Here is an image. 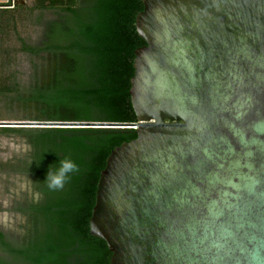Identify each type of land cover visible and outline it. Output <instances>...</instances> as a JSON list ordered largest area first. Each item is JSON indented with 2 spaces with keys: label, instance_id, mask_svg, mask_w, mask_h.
Here are the masks:
<instances>
[{
  "label": "water",
  "instance_id": "water-1",
  "mask_svg": "<svg viewBox=\"0 0 264 264\" xmlns=\"http://www.w3.org/2000/svg\"><path fill=\"white\" fill-rule=\"evenodd\" d=\"M12 4H23L11 0ZM132 127L96 184L108 264H264V0H141Z\"/></svg>",
  "mask_w": 264,
  "mask_h": 264
},
{
  "label": "trees",
  "instance_id": "trees-1",
  "mask_svg": "<svg viewBox=\"0 0 264 264\" xmlns=\"http://www.w3.org/2000/svg\"><path fill=\"white\" fill-rule=\"evenodd\" d=\"M141 10V0H32L29 24H41L44 12L57 17L43 22L41 39L30 43L18 29L20 11L15 17L0 4V120L135 123L129 90L134 50L144 44L134 25ZM0 133L30 146L0 168L28 176L41 194L38 202L29 199L23 236L0 231V264H108L111 253L90 234L88 219L107 156L133 139L135 128L0 127ZM65 158L79 171L62 189L49 190L48 166Z\"/></svg>",
  "mask_w": 264,
  "mask_h": 264
},
{
  "label": "rangeland",
  "instance_id": "rangeland-1",
  "mask_svg": "<svg viewBox=\"0 0 264 264\" xmlns=\"http://www.w3.org/2000/svg\"><path fill=\"white\" fill-rule=\"evenodd\" d=\"M26 4L25 8H22V10H16L15 17L18 16V12L20 11L19 17H18V29L20 32V35L30 43L39 42L43 35V22H45L48 19L56 18L57 15L53 12H44L43 14V20L41 24L34 25L29 24V6L32 4V0H25ZM37 11L34 12L33 15H35ZM31 15V16H33ZM32 18V17H31ZM19 64L21 66L22 71H26L29 68V60L28 57L23 55L19 58ZM2 112H0L1 114ZM23 143H25L24 139L20 136L16 135H5L3 133H0V163L3 161H8L12 159L15 156H18L20 153H23L24 151H18L15 148L11 147L10 145H16L17 147L21 146ZM25 176L19 171H10L8 168L4 167L0 168V215H3L5 213L8 214L10 218H15L17 216L22 217L23 216L18 213L15 209V203L17 200L22 199V196L25 195L27 192H16L14 191L15 185L13 183V179L16 176ZM26 177V176H25ZM20 222L17 221L15 224H13L11 227L5 228L3 226H0L1 229L4 230H14L16 229L17 225H19Z\"/></svg>",
  "mask_w": 264,
  "mask_h": 264
},
{
  "label": "clouds",
  "instance_id": "clouds-1",
  "mask_svg": "<svg viewBox=\"0 0 264 264\" xmlns=\"http://www.w3.org/2000/svg\"><path fill=\"white\" fill-rule=\"evenodd\" d=\"M18 151H30V146L26 143H23L21 146L17 147L16 145H10ZM79 171V166L72 161L71 159H59L58 167L53 168L52 164L48 166L45 179L43 183L46 184V187L49 190H60L64 187L69 173H75ZM15 185L14 191L16 192H27L30 194L33 202H38L41 198V194L38 191H32L30 185L33 183L28 176H16L13 179ZM17 221L23 223L22 217L10 218L7 213L0 215V226L5 228L11 227Z\"/></svg>",
  "mask_w": 264,
  "mask_h": 264
},
{
  "label": "flooded vegetation",
  "instance_id": "flooded-vegetation-1",
  "mask_svg": "<svg viewBox=\"0 0 264 264\" xmlns=\"http://www.w3.org/2000/svg\"><path fill=\"white\" fill-rule=\"evenodd\" d=\"M22 1H23V4L16 5V4H12L11 0H9L7 2L2 3L1 6L2 8L9 9V11L12 13L16 11L19 7L25 8L26 4L24 3L26 1L25 0H22ZM22 199H23L22 201L21 199L20 200L18 199L17 202L15 203V206H16L15 210L23 216V223H20L19 225H17L16 229L10 230V231L0 228L1 232H3L4 234H8L10 237L19 238L20 236H23V234H25L26 232L25 230H29V199H31V196L29 193H26L25 195L22 196ZM20 206H22V209L18 208Z\"/></svg>",
  "mask_w": 264,
  "mask_h": 264
},
{
  "label": "crops",
  "instance_id": "crops-1",
  "mask_svg": "<svg viewBox=\"0 0 264 264\" xmlns=\"http://www.w3.org/2000/svg\"><path fill=\"white\" fill-rule=\"evenodd\" d=\"M7 1H9V0H0V4L7 2Z\"/></svg>",
  "mask_w": 264,
  "mask_h": 264
}]
</instances>
